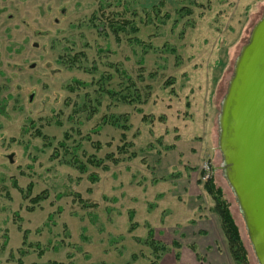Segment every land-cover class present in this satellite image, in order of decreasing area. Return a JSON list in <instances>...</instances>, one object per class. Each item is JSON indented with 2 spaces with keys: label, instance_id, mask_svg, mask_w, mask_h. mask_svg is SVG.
<instances>
[{
  "label": "rangeland",
  "instance_id": "obj_1",
  "mask_svg": "<svg viewBox=\"0 0 264 264\" xmlns=\"http://www.w3.org/2000/svg\"><path fill=\"white\" fill-rule=\"evenodd\" d=\"M104 2L106 15L121 14L139 30L127 27L119 40L108 28L99 30L105 21L100 0H0V264H151L156 258L145 243L148 224L168 249L158 264H204L200 253L207 238L197 231L201 223L216 222L213 199L203 188L207 162L230 203L250 264H259L219 136L236 61L264 15V0ZM68 47L85 53L82 64L91 71L58 62ZM117 65L136 81L143 74L137 85L138 93L150 92L145 102L111 98L96 83L69 90L73 79L92 82L109 73L106 87L119 91L124 81ZM91 109L96 112L89 116ZM104 116L119 122L104 123ZM122 123L129 126L136 157L125 156L109 170L90 166L87 173L63 161L59 141L66 132L70 147L82 143L77 154L85 161L83 151L98 157L116 151ZM91 172L99 175L97 182L89 180ZM15 181L23 188L32 182L35 194L47 190L50 197L28 210ZM74 193L97 206L81 207ZM130 210L139 223L133 231ZM19 223L30 231L28 243ZM37 242L42 257L28 245ZM224 251L220 261L234 264Z\"/></svg>",
  "mask_w": 264,
  "mask_h": 264
},
{
  "label": "water",
  "instance_id": "obj_2",
  "mask_svg": "<svg viewBox=\"0 0 264 264\" xmlns=\"http://www.w3.org/2000/svg\"><path fill=\"white\" fill-rule=\"evenodd\" d=\"M219 139L252 249L264 264V15L237 58Z\"/></svg>",
  "mask_w": 264,
  "mask_h": 264
},
{
  "label": "trees",
  "instance_id": "obj_3",
  "mask_svg": "<svg viewBox=\"0 0 264 264\" xmlns=\"http://www.w3.org/2000/svg\"><path fill=\"white\" fill-rule=\"evenodd\" d=\"M107 5L104 2V0H100L98 12H100L102 17L105 19V23L103 22L102 25H97V28L99 30H105V28H108L112 33L116 35V39H120V32L124 31L127 27L131 29L132 32H137L139 28L135 26L131 21L126 19L125 17H121V14L114 13V14H108L106 15ZM184 12L185 14H191V10L188 8H182L179 12ZM96 16V15H95ZM96 25V24H94ZM102 27V28H101ZM133 41L135 43L141 44L142 40L133 37ZM85 58L84 52H76L75 54L72 53V50L68 47L66 48V52L61 54L58 58V62L62 64L63 66L74 69L79 68L84 71H91L90 69L86 68L82 64V59ZM142 63V61H141ZM116 71L119 73V76L124 81V86L118 91L114 88L106 87V83L109 82L111 79V74L109 73H102L97 81L92 82H86L82 81L80 79H73V82L71 85H69V90L71 92H74L76 90H82L84 88L91 87L96 83L97 88L99 91L105 93L111 98H117L118 100L126 101L129 103H132L138 99L140 103H143L147 100L149 97V91H144L145 93H138V81H144L143 74L138 76V81L133 78L131 74L128 73V71L124 68H121L120 65L116 66ZM121 86V83H120ZM96 88V89H97ZM149 88V87H147ZM146 89V87H144ZM88 100L91 98L89 97V93L86 94ZM136 96V97H135ZM138 97V98H137ZM92 100V99H91ZM85 103V101H84ZM78 110V109H77ZM76 110V111H77ZM91 114L96 112L95 109H91ZM104 123L109 122V120L114 123L117 122V118L115 119L113 116L107 117L104 116L103 118ZM119 122V120H118ZM121 128L123 129V133L121 135V141L122 143L117 146L116 151H111L105 154L104 157H98L95 154L87 155L85 151H83V154L86 155V160L83 161L80 159V157L77 154V151L81 148L82 143H78L74 145L73 147H70L68 144V140L71 138V134L69 132H66L64 134V139L59 141V147L63 150V161L67 164L72 165L73 167L77 168L81 173H87L89 171L90 166L100 168L103 170H109L111 168V165H118L122 161H124L125 156L127 159H132L137 156L136 151L133 150L134 142L128 140L126 132L129 130V126L125 123H122ZM39 135H41L44 139H47L48 136L45 134H42L41 131H39ZM88 140L91 141L90 137H86ZM92 142V141H91ZM92 146H95L97 150L102 149V144L100 142H92ZM57 147L54 149V157H58L60 154V149ZM71 155L70 159H65L67 156ZM62 161V162H63ZM89 180H91L93 183L97 182L99 180V175L97 173L91 172L88 175ZM14 185L19 188L20 192L22 193L23 199L26 201H29V204L31 207H28V210H33L36 205H38L40 202L47 200L50 195L47 190H43L37 194L34 193V184L31 182L29 183L25 188L20 187L18 183L15 181ZM203 188L211 195L213 199V207L212 210L217 214L221 230L224 234L226 244L230 253V256L232 260L234 261V264H250V260L248 257V251L247 248L243 242L240 229L238 227V224L236 220L234 219L233 213L230 209V203L227 201V199L224 196V192L220 186L217 185L215 179L211 177L207 181L203 182ZM72 194V193H71ZM73 200L78 202L81 207L89 208V207H96L97 203L92 202L89 199H85L81 193H74ZM60 209V208H59ZM61 210V209H60ZM62 211V210H61ZM129 221H130V227L129 231H133L136 228L139 227V223L135 221V211L130 210L129 213ZM16 216L18 217L19 221H22L21 217L19 216V213H16ZM53 213L49 215V217H53ZM148 227V237L145 241L146 244L150 245L152 248L155 260L151 262V264H158V261L161 259L162 254L167 252L168 249L165 245H159L157 243V240L155 239V231L154 228L151 227L149 224ZM18 228L23 231L24 235V243H28V236H29V230L24 229L23 226L19 223ZM138 241H141L140 238H137ZM8 243V237H6V240L4 242L5 247ZM177 242H175V245L177 246ZM29 246H37L38 250V256H43V249L41 247V244L39 242L33 244L29 243ZM19 253L21 256H25L27 254V250L24 248H20ZM136 258V257H135ZM20 263H22V260L19 259ZM52 264H63L61 262H52ZM130 264V263H127Z\"/></svg>",
  "mask_w": 264,
  "mask_h": 264
},
{
  "label": "crops",
  "instance_id": "obj_4",
  "mask_svg": "<svg viewBox=\"0 0 264 264\" xmlns=\"http://www.w3.org/2000/svg\"><path fill=\"white\" fill-rule=\"evenodd\" d=\"M211 211L216 216L215 225L201 223V225L199 224L200 226L197 231V234L200 237L203 236L207 238V243L202 246L203 251H201L200 255L203 256L202 262L204 264H225L224 261H220L221 256H223V254L225 253L224 249H227L228 253L229 250L226 244L224 234L221 230L219 218L217 214L212 210V208ZM193 247L196 248V245H193Z\"/></svg>",
  "mask_w": 264,
  "mask_h": 264
},
{
  "label": "built area",
  "instance_id": "obj_5",
  "mask_svg": "<svg viewBox=\"0 0 264 264\" xmlns=\"http://www.w3.org/2000/svg\"><path fill=\"white\" fill-rule=\"evenodd\" d=\"M202 170H203L202 179L204 180V182L213 176V168L210 162L205 163Z\"/></svg>",
  "mask_w": 264,
  "mask_h": 264
}]
</instances>
